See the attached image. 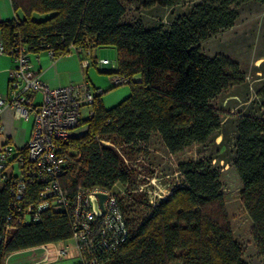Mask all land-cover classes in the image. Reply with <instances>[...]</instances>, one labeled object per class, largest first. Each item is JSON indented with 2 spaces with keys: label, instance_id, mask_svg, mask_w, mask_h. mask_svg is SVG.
Instances as JSON below:
<instances>
[{
  "label": "trees",
  "instance_id": "obj_1",
  "mask_svg": "<svg viewBox=\"0 0 264 264\" xmlns=\"http://www.w3.org/2000/svg\"><path fill=\"white\" fill-rule=\"evenodd\" d=\"M250 2L264 4V0H143L145 9L189 4L169 23L145 27L121 21L125 11L121 0H11L22 17L0 23L5 48L17 37L31 52L48 45L58 56L71 44L113 46L117 66L111 73L128 78L129 94L110 108L101 100L105 90L97 94L93 115L83 121L84 133L73 135L63 147L67 165L59 181L66 193L94 187L113 190L118 183L126 184L127 170L114 144L145 143L157 133L167 152L174 154L190 143L206 142L219 130L221 118L211 101L240 83L243 74L236 61L208 57L199 44L234 25L239 8ZM33 13L50 15L35 20ZM135 75L138 78L132 80ZM257 96L264 108V84ZM236 131L233 164L242 183L240 199L253 223V239L264 253V118L242 114ZM20 151L25 153V148ZM178 171L183 185L174 187L138 223L127 219L128 206L124 208L116 194L129 234L113 252L97 251V264H247L232 234L219 173L205 160L180 162ZM39 186H27V199H35ZM14 209L10 182H2L0 264H6L12 252L71 238L68 213L52 208L38 220L2 234L3 216Z\"/></svg>",
  "mask_w": 264,
  "mask_h": 264
},
{
  "label": "rangeland",
  "instance_id": "obj_2",
  "mask_svg": "<svg viewBox=\"0 0 264 264\" xmlns=\"http://www.w3.org/2000/svg\"><path fill=\"white\" fill-rule=\"evenodd\" d=\"M125 11L121 21L141 23L152 27L159 23H169L178 14L189 8V4H179L173 8L155 6L145 9L143 0H121ZM50 13H33L32 18L42 20ZM90 60L84 69V76L91 88L102 87L103 105L110 108L124 99L130 92L129 84L114 85L111 81V67L116 71L117 51L113 46L91 45ZM201 52L208 56H225L239 65L243 80L222 91L211 105L219 113L221 125L204 143H190L182 151L170 154L162 144L157 133L143 143L124 146L114 144L119 150L128 179L125 185L118 183L113 191L118 194L127 219L138 223L160 200L165 199L176 186L183 185L178 164L183 161L205 160L219 173L221 193L232 234L242 249L241 258L247 264H264V253L257 247L253 236V223L246 212L240 192L242 183L234 167L237 119L242 114L264 118V108L257 96L264 84V4L246 3L239 8V16L234 25L219 30L215 35L199 44ZM111 62L107 66L99 63L101 59ZM133 76L132 80H136ZM85 126L72 133H84ZM13 172H17L13 164ZM1 185V184H0ZM65 245H62V247ZM43 249H28L12 252L6 264H25L38 261ZM174 264H180L178 262Z\"/></svg>",
  "mask_w": 264,
  "mask_h": 264
},
{
  "label": "built area",
  "instance_id": "obj_3",
  "mask_svg": "<svg viewBox=\"0 0 264 264\" xmlns=\"http://www.w3.org/2000/svg\"><path fill=\"white\" fill-rule=\"evenodd\" d=\"M41 51H46L52 59L75 53L82 68L93 62L90 60L92 50L89 45L71 44L65 54L58 56L48 45L39 52H31L21 37L6 48L0 42V53L12 58V66L8 70V97L3 98L0 89V112L4 107H11L18 119L27 118L29 114L33 116L32 132L25 145V153L13 148L0 125V182H10L15 208L4 214L2 234L6 235L19 224L38 220L49 208L58 209L70 217L72 235L68 240L76 251L79 263L97 264V251L103 255L113 252L129 234L118 197L112 189L104 187L79 188L73 194H68L62 189L59 177L67 165L63 147L74 135L72 132L83 127V121L93 115L95 96L104 90L91 88L84 79L78 83L51 87L39 73L32 70L31 61H39ZM95 63L112 66L107 59ZM110 79L114 85L128 82L126 76L115 72H112ZM36 94L39 100H36ZM101 141L110 144L107 140ZM13 164L17 166L16 173L13 172ZM34 183L40 186L35 199L30 200L26 197V190L28 185ZM97 193L105 194L102 207L98 204ZM37 248H42L43 252L40 259L32 264H60L61 258L71 256V247H62L59 242L29 249Z\"/></svg>",
  "mask_w": 264,
  "mask_h": 264
},
{
  "label": "crops",
  "instance_id": "obj_4",
  "mask_svg": "<svg viewBox=\"0 0 264 264\" xmlns=\"http://www.w3.org/2000/svg\"><path fill=\"white\" fill-rule=\"evenodd\" d=\"M20 17H22V14L13 9L11 0H0V23ZM2 41L0 32V42ZM31 63L33 72L39 73L41 78L51 87L64 86L70 83H78L83 79L86 80L84 69L87 67H81L79 56L75 53L52 59L46 51H41L39 61L32 59ZM11 66L12 58L8 54L0 53V89L3 98L8 97V70ZM36 100H39L38 94H36ZM0 125L3 135L9 139L13 148L15 150H21L25 148L31 136L33 116L29 114L27 118L18 119L14 116V110L11 107H4L0 112ZM59 245H68L71 247V256L61 258L60 264H75L78 261V257L72 243L69 240L59 241ZM33 262L35 261L25 264H32Z\"/></svg>",
  "mask_w": 264,
  "mask_h": 264
},
{
  "label": "water",
  "instance_id": "obj_5",
  "mask_svg": "<svg viewBox=\"0 0 264 264\" xmlns=\"http://www.w3.org/2000/svg\"><path fill=\"white\" fill-rule=\"evenodd\" d=\"M96 196L98 198V204H99V206H101L102 205V201L105 199V194H103V193H97ZM94 206L96 208V204Z\"/></svg>",
  "mask_w": 264,
  "mask_h": 264
}]
</instances>
